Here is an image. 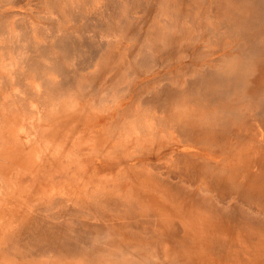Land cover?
<instances>
[{"label":"bare ground","instance_id":"bare-ground-1","mask_svg":"<svg viewBox=\"0 0 264 264\" xmlns=\"http://www.w3.org/2000/svg\"><path fill=\"white\" fill-rule=\"evenodd\" d=\"M5 83L21 87L25 98H16L40 111L49 102L74 115L105 105L97 112L107 121H124L109 126L103 145L95 142L93 171L142 173L148 185L65 209L48 202L43 207L58 214L34 217L37 235L29 226L11 239L13 260L264 264V0H0ZM172 132L212 158L182 154L202 174L196 186L150 172L179 149ZM218 139L223 148L211 149ZM135 196L158 214L140 209L145 214L135 217L127 200ZM92 205L100 217L125 222L71 217L92 214ZM164 211L173 215L168 221Z\"/></svg>","mask_w":264,"mask_h":264},{"label":"rangeland","instance_id":"rangeland-1","mask_svg":"<svg viewBox=\"0 0 264 264\" xmlns=\"http://www.w3.org/2000/svg\"><path fill=\"white\" fill-rule=\"evenodd\" d=\"M34 8L37 9V7ZM17 96L25 98L21 87L7 83L3 87L0 85V106H2L0 107V264H54V261L48 258L41 262L33 260L32 263L13 260V255L9 252L13 249L11 239L18 237L29 226L32 227L29 230L31 234L37 235L39 231L36 229L34 217L44 216L48 219L50 216H56L58 212H55V209H65L77 203L81 205L89 202L91 200L89 195H94L95 201H102V199L106 201L116 197L118 191H122V194L132 191L136 195L140 189H148V185L140 183L139 175L142 173L99 174L93 171L97 159L89 156L97 151L94 149L95 142L97 145H103L106 136L108 138L106 131L109 126L117 123L116 126L119 127L124 121L123 119L114 121L115 123L107 121L106 114L97 112H104L105 105L99 107L92 105L84 109L81 107L80 111L75 113L77 115H74L71 108L64 110V105H58L56 108V103L53 102L43 105L40 111V107H37L34 102L27 99L19 101ZM4 97L8 100L4 101ZM72 101L78 102L79 100L74 98ZM20 106L25 107V111L17 115V112L19 113L17 109ZM69 106H71L70 102ZM100 108L102 109L99 110ZM241 112L245 111L242 109ZM179 121L189 120L181 118ZM81 126L85 129L84 131L81 130ZM92 129L96 135L98 130L101 133L96 138L94 137L96 141L93 134H90L92 132H89ZM261 132L263 133L262 129ZM172 134L170 136L171 145H179V149L176 153L170 152L166 159L158 161L157 167L151 169L150 172L162 180L166 179L171 182H176L181 177L183 180L180 182L184 186L191 184L196 186L197 182L194 181L202 174L187 167V163L180 160L182 154L193 159L206 160V162H212V158L203 148L187 145L185 141L188 137L175 136L177 133L173 132ZM86 140V144L81 142ZM157 143L161 141L158 140ZM212 146L211 149L223 148L220 139ZM132 147L134 146L127 145L124 150L134 151L135 147ZM183 171L187 172L191 179L185 178L186 174ZM101 172L106 171L104 169ZM134 187H136L135 191ZM155 191L157 189H153V193ZM70 198L72 200L76 198L77 202L74 203L76 199L67 200ZM54 200L56 203L51 207L55 208L54 210L43 207L48 205V202L53 203ZM127 200L135 201V217L148 212L157 213L156 209H150L157 207L151 200H142L136 196ZM99 207L100 205H92L90 215L71 217L81 218L93 225H102L105 220H108L114 226H119L124 221L116 214L100 217L96 212ZM140 209L145 213H142ZM160 216L168 221L173 215L169 216L164 211V216ZM74 223L75 221L72 224ZM73 228L76 230L79 225H73ZM105 235H109V232H105ZM17 252L14 250L11 253ZM55 264H99V262L60 260Z\"/></svg>","mask_w":264,"mask_h":264}]
</instances>
